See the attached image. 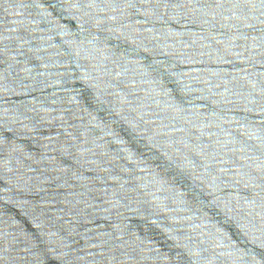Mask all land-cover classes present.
I'll return each mask as SVG.
<instances>
[{
    "label": "water",
    "instance_id": "1",
    "mask_svg": "<svg viewBox=\"0 0 264 264\" xmlns=\"http://www.w3.org/2000/svg\"><path fill=\"white\" fill-rule=\"evenodd\" d=\"M0 227L21 264H264V0H0Z\"/></svg>",
    "mask_w": 264,
    "mask_h": 264
}]
</instances>
